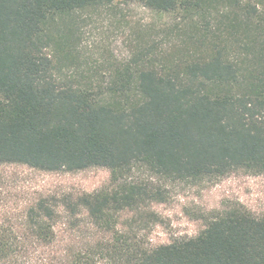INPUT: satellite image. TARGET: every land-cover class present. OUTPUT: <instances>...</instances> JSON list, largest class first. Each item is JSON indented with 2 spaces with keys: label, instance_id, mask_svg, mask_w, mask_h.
<instances>
[{
  "label": "trees",
  "instance_id": "obj_1",
  "mask_svg": "<svg viewBox=\"0 0 264 264\" xmlns=\"http://www.w3.org/2000/svg\"><path fill=\"white\" fill-rule=\"evenodd\" d=\"M112 1L0 0V164L102 166L112 182L2 200L0 264H264V214L238 204L195 236L155 246L136 216L118 222L163 195L135 168L181 181L264 172V0H138L186 20L180 43H138L127 61L87 66L77 20ZM59 207L69 218L85 211L102 235L63 244Z\"/></svg>",
  "mask_w": 264,
  "mask_h": 264
},
{
  "label": "rangeland",
  "instance_id": "obj_2",
  "mask_svg": "<svg viewBox=\"0 0 264 264\" xmlns=\"http://www.w3.org/2000/svg\"><path fill=\"white\" fill-rule=\"evenodd\" d=\"M186 20L176 13H158L138 0H113L108 6L82 13L76 24L78 51L87 66L105 67L112 62L127 61L136 52L138 43H157L171 50L181 40ZM131 175L163 189V195L149 200L145 212L124 210L118 217L119 227L125 228L132 216L145 224L142 233L152 246L176 238L198 234L207 219L216 212L235 204L256 216L264 214V172L236 170L227 175L201 180H167L152 175L145 168H135ZM110 171L92 166L78 171H45L23 164H0V203H21L33 196L77 195L111 189ZM54 225L57 238L74 249L97 240L88 217L81 212L69 218L62 207ZM148 214V216H146ZM142 218H141V217Z\"/></svg>",
  "mask_w": 264,
  "mask_h": 264
}]
</instances>
